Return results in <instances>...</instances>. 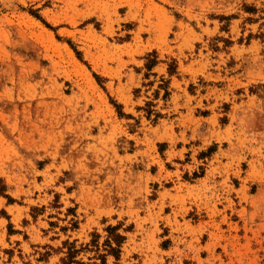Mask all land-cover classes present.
Wrapping results in <instances>:
<instances>
[{
    "label": "rangeland",
    "instance_id": "obj_1",
    "mask_svg": "<svg viewBox=\"0 0 264 264\" xmlns=\"http://www.w3.org/2000/svg\"><path fill=\"white\" fill-rule=\"evenodd\" d=\"M117 224L105 264H264V0H0V264Z\"/></svg>",
    "mask_w": 264,
    "mask_h": 264
},
{
    "label": "trees",
    "instance_id": "obj_2",
    "mask_svg": "<svg viewBox=\"0 0 264 264\" xmlns=\"http://www.w3.org/2000/svg\"><path fill=\"white\" fill-rule=\"evenodd\" d=\"M31 14H33L35 17L37 18H41L39 15H36L34 13V11H30ZM42 20V19H41ZM77 54V51H76ZM146 63H145V68L147 70H150L154 65H156L157 63V57H156V53L152 52L150 54H147V56L145 57ZM176 71V62L173 60L172 63L170 64V66L168 67V73L171 75L173 73H175ZM97 78V77H96ZM167 95V92L165 91V94ZM114 106L116 107L117 110H119L120 105H118L117 103H115V101H111ZM119 112V111H118ZM150 111H147V116L150 115L149 113ZM120 115L122 113H119ZM158 116V115H156ZM120 228V224L111 226L108 225L105 228V231L107 232L106 238L102 243V247H100L97 238H98V234L97 233H93V239L86 245L84 246H80V248H76V245L74 242H64V247H66V251H65V256L61 258V261L63 264H83L80 261L76 260V256L84 250H91L94 251L97 255V257L101 260V262L99 264H105L106 262V257L108 255L113 256L116 260L119 259L120 256V248L122 243L125 240V236L118 233L117 230ZM102 248V249H100ZM103 250L104 253H100V251Z\"/></svg>",
    "mask_w": 264,
    "mask_h": 264
}]
</instances>
